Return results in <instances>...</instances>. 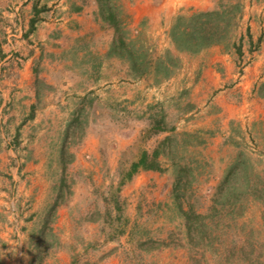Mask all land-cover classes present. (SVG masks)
I'll return each mask as SVG.
<instances>
[{
	"label": "rangeland",
	"instance_id": "rangeland-1",
	"mask_svg": "<svg viewBox=\"0 0 264 264\" xmlns=\"http://www.w3.org/2000/svg\"><path fill=\"white\" fill-rule=\"evenodd\" d=\"M103 2L120 5V0ZM217 10L221 15L210 21L181 12V29L197 34L203 29L207 41L226 45L251 39L248 22L254 17L264 29V0H221ZM245 14L252 18L247 21ZM120 19L126 23L116 27V38L123 36L136 56L149 55L145 95L136 86L123 105L118 90L110 88L107 95L85 98L84 106L73 104L74 112L32 116L14 111L10 97L1 108L0 94V264H264V119L245 135L237 130L240 140L211 193L205 135L188 132L186 124L171 129L185 117L179 109L187 98L180 96L182 104L172 99L177 90L164 64L159 69L151 62L166 59L173 68L170 52L153 47L159 34L148 25L137 34L127 16ZM260 46L258 38L250 52ZM140 71L132 65L134 74ZM256 91L264 96V81L258 80ZM161 117L165 127L155 135L153 126ZM155 144L163 152L160 174L130 188L132 163ZM81 148L82 160L74 165ZM36 157L46 161L48 200L54 205L29 224L23 216L32 201L16 194L13 168L24 178Z\"/></svg>",
	"mask_w": 264,
	"mask_h": 264
},
{
	"label": "crops",
	"instance_id": "crops-1",
	"mask_svg": "<svg viewBox=\"0 0 264 264\" xmlns=\"http://www.w3.org/2000/svg\"><path fill=\"white\" fill-rule=\"evenodd\" d=\"M220 2L120 0L121 6L113 8L119 25L126 23L124 19L121 22V15L127 16L134 33L139 34L143 25H148L159 34L153 47L170 52L171 64L175 66L168 65V80L172 89L177 90L171 94H175L172 99L182 104L180 96L187 98L179 109L185 117L171 129L179 130L186 124L188 132L205 135L201 141L209 160L207 188L211 193L218 190L228 154L234 149L233 143L240 140L237 130L245 135L264 119V96L253 92L258 80L264 81V29L255 17L252 21L251 15H244L250 20L252 38L233 40L227 45L213 41L199 50L181 48L170 36V27L181 12L217 10ZM106 11L109 14V9ZM103 12L101 0H0V68L4 66L0 76V94L4 97L1 108L8 105L6 100L10 97L14 111L61 114L76 111L75 103L86 105L84 100L89 96L107 95L110 88L118 90L116 95H120L123 105L133 98L132 89L136 86L145 95L147 73L132 72L130 45L123 36L116 38L118 27L104 19ZM258 38L259 50L250 52ZM142 56L141 61L147 63L149 55ZM69 121L64 120L66 124ZM160 131L163 129L155 135L162 134ZM131 143L132 138L128 144ZM155 150L160 152L159 145L146 148L135 161L147 152L149 159L161 167L163 152L154 157ZM83 153L82 148L75 151L74 165L82 160ZM45 166V160L32 159L24 178L17 174V167L13 168L12 180L19 187L16 194L32 201L26 206L23 223L38 222L54 205L48 200L50 176ZM158 170L140 166L129 187H139L145 176H158Z\"/></svg>",
	"mask_w": 264,
	"mask_h": 264
},
{
	"label": "trees",
	"instance_id": "trees-1",
	"mask_svg": "<svg viewBox=\"0 0 264 264\" xmlns=\"http://www.w3.org/2000/svg\"><path fill=\"white\" fill-rule=\"evenodd\" d=\"M101 1H102V7L104 9V12H103L104 18L107 20L109 19L116 27L119 28L120 21L118 20V14L113 9L114 6H112L109 3H106L107 5H104V2H103L104 0H101ZM106 9H109V14L107 13ZM216 14H218V16L221 15V13H219L218 10L199 12V13L192 15L191 19L193 20L194 18H198V16H203V17L208 18V21H210L211 16L216 15ZM178 18L179 19L176 21V23L174 25V33L172 34V36H173L174 41L177 42L181 48L199 50L202 47L212 43V42L207 41L209 38V37H207V35L202 34V33L206 32L205 30L203 31V29L200 32H198V34L196 33V31H191V30L186 29V28L181 29V26L183 25V22L181 20L184 18H183V16L182 17L180 16ZM199 34H201V35H199ZM195 35H197L198 37H195ZM182 42H183V44H182ZM238 47H239V49H241L240 46H238ZM131 56L133 57L134 69L135 68L137 69L138 66H140V68L142 69V72L141 71L140 72L144 73L146 69L144 70L143 68H145L144 66L146 65V62L141 61V59L143 57L142 54L137 57L135 55V53L132 51ZM147 63H149V62L147 61ZM157 64H158L157 68H159V69H160V66L162 67V65L164 64V68H166L165 75L169 76L170 68L168 69L167 65L165 64V62L163 61L162 58L157 60ZM31 113H32L31 115L33 116L34 112L32 111ZM165 123H166L165 117H161L160 119L156 120L155 124L153 126V131L158 132L160 129H163L165 127ZM169 138H167L164 141L165 144L168 142ZM161 151L162 150H160V152ZM160 152L158 150H155L154 151V157H157ZM140 166L145 167L147 169H151V168L152 169H158V168L160 169L159 164L154 159L150 160L148 153L146 152L145 154L142 155V157L139 161H134L132 163V167H131L132 170L130 172H128L127 175L132 177L134 172H136Z\"/></svg>",
	"mask_w": 264,
	"mask_h": 264
},
{
	"label": "bare ground",
	"instance_id": "bare-ground-1",
	"mask_svg": "<svg viewBox=\"0 0 264 264\" xmlns=\"http://www.w3.org/2000/svg\"><path fill=\"white\" fill-rule=\"evenodd\" d=\"M264 109V108H263Z\"/></svg>",
	"mask_w": 264,
	"mask_h": 264
}]
</instances>
